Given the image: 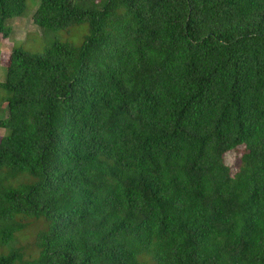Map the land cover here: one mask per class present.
Wrapping results in <instances>:
<instances>
[{
  "label": "trees",
  "instance_id": "1",
  "mask_svg": "<svg viewBox=\"0 0 264 264\" xmlns=\"http://www.w3.org/2000/svg\"><path fill=\"white\" fill-rule=\"evenodd\" d=\"M29 1L0 0L5 42ZM32 22L89 35L10 53L0 264H264V0H40Z\"/></svg>",
  "mask_w": 264,
  "mask_h": 264
},
{
  "label": "rangeland",
  "instance_id": "2",
  "mask_svg": "<svg viewBox=\"0 0 264 264\" xmlns=\"http://www.w3.org/2000/svg\"><path fill=\"white\" fill-rule=\"evenodd\" d=\"M40 0H30L28 2L26 14L22 18H17L9 22V26L14 29L12 38L5 42L0 37V84L5 81L6 67L9 63L10 53L13 48H24L31 53H42L50 44L56 41L68 42L75 46H80L89 35L88 25H81L71 28L68 31H47L36 28L33 25L32 17L39 6ZM5 96L0 91V119L7 117V109L3 108L2 98ZM5 135L4 130H0V139ZM229 152L224 158L225 164L232 170L239 165V154ZM36 231L28 230L24 236L20 237V242H31L34 239ZM26 237V238H25ZM29 255V254H28Z\"/></svg>",
  "mask_w": 264,
  "mask_h": 264
}]
</instances>
